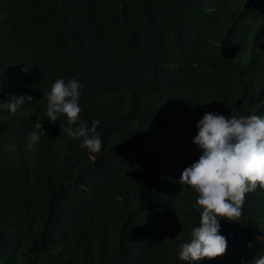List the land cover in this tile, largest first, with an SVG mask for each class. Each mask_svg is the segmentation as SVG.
Returning <instances> with one entry per match:
<instances>
[{"label":"trees","instance_id":"16d2710c","mask_svg":"<svg viewBox=\"0 0 264 264\" xmlns=\"http://www.w3.org/2000/svg\"><path fill=\"white\" fill-rule=\"evenodd\" d=\"M61 77L83 84L100 152L64 115L44 118ZM13 95L33 99L0 112V264H241L264 250L258 187L220 221L223 254L174 260L199 219L179 182L195 121L264 115V0H0V100Z\"/></svg>","mask_w":264,"mask_h":264},{"label":"clouds","instance_id":"9594fccd","mask_svg":"<svg viewBox=\"0 0 264 264\" xmlns=\"http://www.w3.org/2000/svg\"><path fill=\"white\" fill-rule=\"evenodd\" d=\"M82 87L75 77L66 82L62 77L57 78L44 94V118L54 123L64 115V133L78 140L82 149L98 153L102 148L97 133L100 119L94 118L89 124L78 116ZM32 99L31 96L13 95L7 101L0 100V112L15 114L25 100ZM37 128L42 129L40 123ZM191 140L198 155L182 169L179 182L192 186L198 193L193 208L199 212V219L191 227L188 240L179 243L174 257V260L189 262L223 254L227 240L219 231L220 221L238 220L245 195L258 187L264 188V115L249 113L225 117L214 111L204 112L195 121V135ZM39 141L37 131L25 134L28 151H35ZM256 239L264 240V235ZM241 264H264V250H258L248 261L241 259Z\"/></svg>","mask_w":264,"mask_h":264}]
</instances>
